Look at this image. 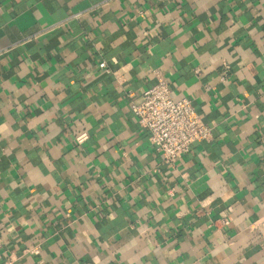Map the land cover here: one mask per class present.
<instances>
[{
    "label": "crops",
    "instance_id": "obj_1",
    "mask_svg": "<svg viewBox=\"0 0 264 264\" xmlns=\"http://www.w3.org/2000/svg\"><path fill=\"white\" fill-rule=\"evenodd\" d=\"M100 1L0 0V264H264V0ZM155 70L211 127L171 166Z\"/></svg>",
    "mask_w": 264,
    "mask_h": 264
},
{
    "label": "built area",
    "instance_id": "obj_2",
    "mask_svg": "<svg viewBox=\"0 0 264 264\" xmlns=\"http://www.w3.org/2000/svg\"><path fill=\"white\" fill-rule=\"evenodd\" d=\"M110 1L101 0L96 7ZM74 16L77 13L72 14ZM98 66L108 71L103 60ZM154 75L155 82L131 99L130 109L138 124L149 131L150 141L156 145L162 161L171 166L189 151L193 142L208 139L211 127L201 121L191 99H174L166 78L158 70L154 71ZM86 138L85 132L75 137L78 143ZM29 251L36 252L34 248H29Z\"/></svg>",
    "mask_w": 264,
    "mask_h": 264
}]
</instances>
